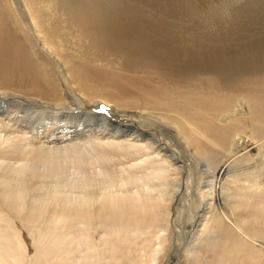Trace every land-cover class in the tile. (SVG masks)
<instances>
[{
  "label": "bare ground",
  "instance_id": "6f19581e",
  "mask_svg": "<svg viewBox=\"0 0 264 264\" xmlns=\"http://www.w3.org/2000/svg\"><path fill=\"white\" fill-rule=\"evenodd\" d=\"M77 2L0 0V264H264V71Z\"/></svg>",
  "mask_w": 264,
  "mask_h": 264
},
{
  "label": "rangeland",
  "instance_id": "374dc122",
  "mask_svg": "<svg viewBox=\"0 0 264 264\" xmlns=\"http://www.w3.org/2000/svg\"><path fill=\"white\" fill-rule=\"evenodd\" d=\"M77 1L83 8H92L100 15L117 19L116 23L122 29L138 26L128 21L143 23L146 20L157 25L164 24L165 27H160L172 32H194V59L197 63H210L213 60L242 65L247 63L246 71L252 65L264 71V0ZM199 50H208V56H197ZM31 240L25 232V245L30 244Z\"/></svg>",
  "mask_w": 264,
  "mask_h": 264
}]
</instances>
